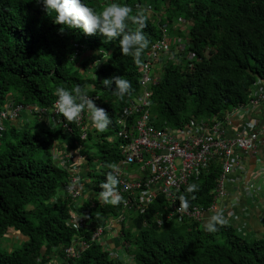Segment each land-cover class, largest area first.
I'll return each instance as SVG.
<instances>
[{
  "label": "trees",
  "instance_id": "obj_1",
  "mask_svg": "<svg viewBox=\"0 0 264 264\" xmlns=\"http://www.w3.org/2000/svg\"><path fill=\"white\" fill-rule=\"evenodd\" d=\"M160 1L117 0L132 9L130 16L145 17L142 31L149 44L136 63L103 34H84L53 23L54 13L47 14L35 0H0V111L10 100L48 108L56 101V87L71 90L79 85L85 94L99 96L100 108L111 120L104 132L89 129L87 139L80 141L86 167L82 175L96 180L91 186L94 195L84 197L79 206L66 192L73 171L53 157L55 151L78 148L80 129L74 120L71 134L39 121L32 127H27L28 121L9 122L0 133V237L21 235L10 249L0 245V264H51L66 256L64 249L74 240H90L93 229L118 214L121 201L107 204L99 195V185L112 169L108 165L122 158V141L111 136V128L141 91L142 64L152 44L162 38L164 26L168 35L188 40L185 49L158 61L163 71L151 86L150 99L158 126L181 127L230 110L247 102L251 88L264 81V0H163L164 5ZM82 2L99 12L107 0ZM175 19L189 24L186 36L175 30ZM137 28L127 22L126 30ZM76 44L79 52L73 58ZM113 75L130 82V93L122 99L111 94L114 83L109 90L101 83ZM96 160L102 164L97 175L88 167ZM218 173L213 167L199 187L190 184L193 188L186 190L185 201L209 205ZM156 208L151 204L123 225L132 264H264V215L259 236L246 237L236 227L220 223L214 232L189 220L158 224ZM71 213L83 215L88 226H69ZM67 264L127 263L91 242Z\"/></svg>",
  "mask_w": 264,
  "mask_h": 264
},
{
  "label": "built area",
  "instance_id": "obj_2",
  "mask_svg": "<svg viewBox=\"0 0 264 264\" xmlns=\"http://www.w3.org/2000/svg\"><path fill=\"white\" fill-rule=\"evenodd\" d=\"M163 32L162 38L146 53L141 67V91L130 99L113 126L117 130L113 138L122 141V158L111 169L119 179L116 189L121 197L120 210L93 229L90 240L77 238L64 249L66 256L52 259L51 264H67L68 259L79 257L89 248L91 242L101 244L114 257L123 255L124 262L132 264L134 258L127 250L130 243L123 239V225H127L131 215L146 211L151 204L157 206L154 216L158 224L176 219L203 226L215 216L220 224L234 226L239 233L248 227L252 214L244 202L259 193V183L264 179V81L251 88L247 102L230 110L181 127L158 126L151 112V86L158 78L152 69L162 55L170 56L185 49L188 40L168 35L166 28ZM75 47L73 58L79 52L77 44ZM193 56L194 53L190 59ZM86 95L101 107L98 95ZM53 105L46 108L8 101L0 111V133L9 122L24 123L34 117L43 125L71 134L70 121L55 114ZM74 122L80 129V140L75 141L78 148L55 151L53 157L63 168L73 171L66 192L79 206L86 195L80 141L86 140L88 130L93 128L86 110ZM213 167L219 173L210 204H188L184 198L188 186L199 187L204 181L203 175ZM263 215L259 214L260 222ZM67 223L77 229L88 226L84 216L78 213H71Z\"/></svg>",
  "mask_w": 264,
  "mask_h": 264
},
{
  "label": "clouds",
  "instance_id": "obj_3",
  "mask_svg": "<svg viewBox=\"0 0 264 264\" xmlns=\"http://www.w3.org/2000/svg\"><path fill=\"white\" fill-rule=\"evenodd\" d=\"M35 2L42 4L47 14L54 13L51 16H53V23L55 24L69 29L78 28L84 34H103L106 40H115L120 53L125 56L130 55L136 63L140 62L141 53L149 44L142 31L145 27V17L139 13L130 16L132 9L127 4H121L117 0H107L99 12L94 11L82 0H35ZM129 20L138 24V28L135 31L126 30ZM182 23H185V26L187 24L189 27L185 20H182ZM174 27L181 29L184 25L174 23ZM163 28L168 31L167 25ZM187 33L188 31L184 35L186 36ZM178 37L181 36L179 35ZM101 83L107 90L114 83L115 87L111 88V94L117 99H122L130 93V82L121 76L113 75L103 79ZM54 95L56 96V101L53 105L54 113L59 114L68 121L78 119L81 112L86 110L90 127L97 132H104L111 123L106 111L97 107L93 99L87 96L79 85L71 90L58 86L54 90ZM108 167L116 168L113 164H109ZM118 183L119 179L114 172L106 173L104 181L99 185L101 189L99 195L105 203L111 205L120 203L121 197L116 190ZM192 188L193 186L189 185L187 191H192ZM220 222L219 218L210 217L203 225L204 230L214 232Z\"/></svg>",
  "mask_w": 264,
  "mask_h": 264
},
{
  "label": "rangeland",
  "instance_id": "obj_4",
  "mask_svg": "<svg viewBox=\"0 0 264 264\" xmlns=\"http://www.w3.org/2000/svg\"><path fill=\"white\" fill-rule=\"evenodd\" d=\"M160 3L162 5H164V1L163 0H161ZM152 14H154V13H152ZM174 23L184 25V27H181V30L184 33L187 32V31H189L188 25L186 24V26H185V23L183 24L181 20L175 19V22ZM176 29L177 28H175V30ZM174 36L178 37L179 35H174ZM162 66H163L162 63L161 64L160 63L159 64L158 63L155 64L154 68L152 69V74H157V75L160 74V71H161ZM91 76L92 77H95V74L92 73ZM27 119H28V124H29L27 127H32L35 123L38 122L37 119L34 118V117H29ZM111 136L112 137H116L117 136V130H116V128H111ZM81 162L83 164V167L81 168V173H84V172H86V167H84L85 164L83 163V160H81ZM88 167L90 168V170L93 171L94 174H96V175L97 174H101L102 164L99 162V160H96L93 163L89 164ZM84 169H85V171H84ZM77 170H79V169L77 168ZM87 178H89V177L85 175V177H84V181L86 183V185H85V188H86L85 189V192H86V195L90 194V197H91V196L94 195L93 192H92V188H91L92 181H93L94 178H89V179H87ZM94 180H96V179H94ZM246 208L251 212L252 219L253 220H257L260 216L263 215V210L260 212V211H257L254 208V201H252V202H247L246 201ZM259 214H260V216H259ZM257 233H259V232H257ZM11 234L7 235V237H4V238L3 237H0V245L2 247H6V248L10 249L11 247H13V245L19 243V241L21 239V235L19 233H17L15 235H13L14 236L13 237ZM240 234L241 235H245L246 237H248L251 233L248 234V231H246V229H245ZM128 253H130V252L128 251ZM121 259L124 260V256L123 255H121Z\"/></svg>",
  "mask_w": 264,
  "mask_h": 264
},
{
  "label": "crops",
  "instance_id": "obj_5",
  "mask_svg": "<svg viewBox=\"0 0 264 264\" xmlns=\"http://www.w3.org/2000/svg\"><path fill=\"white\" fill-rule=\"evenodd\" d=\"M260 189H258L259 193H256V195L251 198L248 197L245 202L244 205L247 202H252L254 201V208L257 211H262L264 212V179L260 181ZM87 195H85L84 197L86 198ZM88 196H90V194H88ZM262 222H260L258 219L257 220H253L252 217L250 219V222L248 224V227L246 228V231H248V234L250 233H254L256 236H259L260 232L263 231V225L261 224ZM259 230V231H258ZM259 232V233H257ZM245 236V235H244Z\"/></svg>",
  "mask_w": 264,
  "mask_h": 264
}]
</instances>
